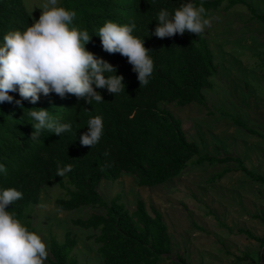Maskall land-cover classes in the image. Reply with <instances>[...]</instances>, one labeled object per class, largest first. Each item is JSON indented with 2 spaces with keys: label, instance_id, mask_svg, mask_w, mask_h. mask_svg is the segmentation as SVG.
Returning a JSON list of instances; mask_svg holds the SVG:
<instances>
[{
  "label": "trees",
  "instance_id": "1",
  "mask_svg": "<svg viewBox=\"0 0 264 264\" xmlns=\"http://www.w3.org/2000/svg\"><path fill=\"white\" fill-rule=\"evenodd\" d=\"M76 16L71 26L86 30L91 37L86 50L116 68V75L124 77V90L110 94L100 92L103 102L91 104L74 95L64 98L55 93L40 94L36 104L22 100L18 92L9 93L13 103H0V164L7 172H0V189L14 187L23 193V199L8 206L18 219L36 232L29 217L31 204L40 200L44 186L57 184L64 194L56 199L59 208L74 210L82 206H101L104 213L77 218L73 224L97 231L94 241L102 258L101 264H158L171 251V239L163 215L156 208L150 213L144 201L137 199L133 210L122 201V193L115 192L106 202L99 193L101 180L114 181L122 173L137 178L140 186H156L184 172L191 165H234L249 176L250 182L264 186V175L249 170L243 159L234 154L214 155L201 152L198 145L187 138L181 120L160 103L180 106L197 103L206 107L203 90L212 86L211 78L218 71L207 39L187 31L172 37L159 38L151 33L157 24L161 9L173 12L183 0H58ZM187 2V0H184ZM203 2L205 18L212 11H224L236 6L246 8L247 22L264 25V13L249 0H192ZM32 15L24 0H0V45L8 31L25 30L32 23ZM106 21L119 25L135 24L133 35L144 40L153 59L154 70L147 85H140L137 73L127 58L119 53L109 54L97 36ZM259 33L264 42V28ZM263 65V62H261ZM114 74V73H113ZM21 100V105L15 103ZM45 109L49 116L61 123L71 124V131L60 136L43 130L38 140H31L36 123L28 111ZM234 124L248 135L264 138V133L250 127L236 115L222 110ZM100 116L103 131L99 142L92 147L82 146L80 136L88 131L90 118ZM108 153L105 155V153ZM72 165L64 177L56 175L57 165ZM231 167L212 174L208 182L220 180ZM264 222L263 215H257ZM247 237L264 246V235L254 236L240 229ZM77 240L68 229L63 241L51 236L46 259L48 264H80L72 254ZM242 259H250L248 256ZM174 264H193L179 255ZM257 264H264V254Z\"/></svg>",
  "mask_w": 264,
  "mask_h": 264
},
{
  "label": "rangeland",
  "instance_id": "2",
  "mask_svg": "<svg viewBox=\"0 0 264 264\" xmlns=\"http://www.w3.org/2000/svg\"><path fill=\"white\" fill-rule=\"evenodd\" d=\"M32 18H39L43 0H24ZM264 13V0H249ZM243 6L208 14L210 26L202 33L207 39L216 63L212 86L203 90L206 107L197 103L180 106L160 103L182 122L189 140L201 152L214 155L234 154L245 166L264 175V138L251 136L222 110L239 117L252 128L264 133V42L260 31L264 25L250 21ZM263 62V65H261ZM231 167L220 180L208 182L212 174ZM98 190L107 202L115 192L133 210L142 199L147 210L156 208L163 215L171 239V251L158 264H174L182 255L193 264H257L264 246L241 233L264 235V186L250 182L249 176L234 165H191L180 175L156 186H140L137 178L122 173L114 180H101ZM64 194L57 184L44 186L40 200L31 204L29 217L37 234L49 247L51 236L63 241L70 229L77 243L72 254L80 264H101L94 241L97 231L73 224L77 218L104 213L101 206H82L74 210L58 207L56 199ZM44 205V207H40ZM250 259H242L243 256ZM44 264H48L44 261Z\"/></svg>",
  "mask_w": 264,
  "mask_h": 264
},
{
  "label": "clouds",
  "instance_id": "3",
  "mask_svg": "<svg viewBox=\"0 0 264 264\" xmlns=\"http://www.w3.org/2000/svg\"><path fill=\"white\" fill-rule=\"evenodd\" d=\"M38 8L39 18H34L30 26L23 31H8L3 37L0 103H13L9 93L18 92L22 100L31 104L37 103L41 93L45 96L55 93L61 98L70 94L91 104L92 101L103 102L96 89H106L113 95L124 90V77L116 75V68L86 50L85 45L91 37L86 30L71 26L76 16L74 11L60 6L58 0H43ZM205 13L203 2L196 6L192 0H183L173 12L166 9L158 12L157 24L151 34L164 38L183 35L187 31L199 37L211 23ZM135 27V24L106 21L97 36L104 51L126 57L138 74L140 85H147L154 62L144 40L132 34ZM15 103L21 105V100ZM28 116L36 121L32 125L31 140H38L43 130L57 136L71 131V124L53 119L45 109L31 108ZM87 128L88 131L80 136V144L95 146L102 136V117L90 118ZM71 171L72 165L61 167L58 163L56 175L64 177ZM0 172L6 174L4 164H0ZM21 199L23 193L14 187L0 189V264H44L48 251L41 236L29 231L14 212L8 211L9 205Z\"/></svg>",
  "mask_w": 264,
  "mask_h": 264
}]
</instances>
